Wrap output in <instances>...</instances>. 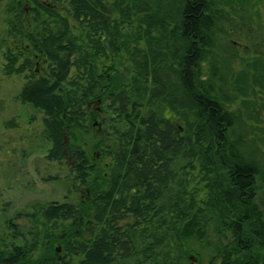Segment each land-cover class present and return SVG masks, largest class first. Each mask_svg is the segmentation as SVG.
<instances>
[{
  "label": "trees",
  "instance_id": "16d2710c",
  "mask_svg": "<svg viewBox=\"0 0 264 264\" xmlns=\"http://www.w3.org/2000/svg\"><path fill=\"white\" fill-rule=\"evenodd\" d=\"M49 4L10 0L9 29L27 56L19 65L9 53L3 71L42 67L26 75L18 100L43 114L47 160L74 159L84 201L20 216L32 222L23 235L9 221L0 264H191L187 240L211 248L207 264H264L256 163L233 135L225 93L202 80L215 1ZM58 223L69 224L65 232L54 231ZM210 232L226 243L210 244ZM59 246L67 258L58 261Z\"/></svg>",
  "mask_w": 264,
  "mask_h": 264
},
{
  "label": "rangeland",
  "instance_id": "374dc122",
  "mask_svg": "<svg viewBox=\"0 0 264 264\" xmlns=\"http://www.w3.org/2000/svg\"><path fill=\"white\" fill-rule=\"evenodd\" d=\"M39 1L50 5V0ZM214 1L221 13L215 44L209 59L201 64L202 80H214L216 91H223L227 97L225 108L235 117L233 135L241 141L245 157L257 166V203L264 212V0ZM9 2L0 0V247L2 241L11 242L9 221L24 228L21 233L26 234L32 229L31 220L17 218L36 215L43 205L71 204L79 208L85 189L73 180L75 161L71 156L62 163L47 160L50 145L43 135V114L18 100L26 75H42V67L35 65L31 73L10 76L3 71L9 53L20 54L19 65L27 56L18 35L9 29ZM213 70L215 76L210 77ZM97 125L100 128L101 124ZM101 158L97 154V159ZM131 222L128 219L120 225ZM67 224H53V229L60 234L66 231ZM208 241L213 245L226 243L212 232ZM186 244L182 251L190 250L191 264L208 263L213 254L209 246L195 240H187ZM57 249L60 251L56 260L66 259L61 247ZM40 255L36 253L35 259ZM79 261L80 258L71 260L73 264Z\"/></svg>",
  "mask_w": 264,
  "mask_h": 264
},
{
  "label": "water",
  "instance_id": "95a60500",
  "mask_svg": "<svg viewBox=\"0 0 264 264\" xmlns=\"http://www.w3.org/2000/svg\"><path fill=\"white\" fill-rule=\"evenodd\" d=\"M59 251H60V250H59V249H57V250H56V253H59Z\"/></svg>",
  "mask_w": 264,
  "mask_h": 264
}]
</instances>
